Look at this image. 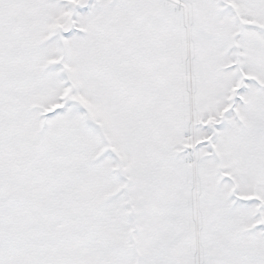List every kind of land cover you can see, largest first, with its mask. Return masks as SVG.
I'll list each match as a JSON object with an SVG mask.
<instances>
[{
	"label": "snow or ice",
	"instance_id": "1",
	"mask_svg": "<svg viewBox=\"0 0 264 264\" xmlns=\"http://www.w3.org/2000/svg\"><path fill=\"white\" fill-rule=\"evenodd\" d=\"M0 264H264V0H0Z\"/></svg>",
	"mask_w": 264,
	"mask_h": 264
}]
</instances>
